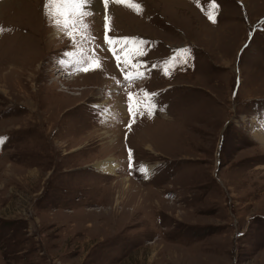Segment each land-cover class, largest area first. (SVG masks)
Masks as SVG:
<instances>
[{
  "label": "rangeland",
  "instance_id": "rangeland-1",
  "mask_svg": "<svg viewBox=\"0 0 264 264\" xmlns=\"http://www.w3.org/2000/svg\"><path fill=\"white\" fill-rule=\"evenodd\" d=\"M44 3L0 0V264H264V0Z\"/></svg>",
  "mask_w": 264,
  "mask_h": 264
},
{
  "label": "snow or ice",
  "instance_id": "snow-or-ice-1",
  "mask_svg": "<svg viewBox=\"0 0 264 264\" xmlns=\"http://www.w3.org/2000/svg\"><path fill=\"white\" fill-rule=\"evenodd\" d=\"M100 3H102L104 9H105V40L107 41L108 36L107 33L110 30L108 28V16H107V10L109 4L115 3V4H127L128 0H100ZM92 0H45L44 3V9H45V15L47 18H49L55 25L62 26L63 29H67L69 27L68 20L71 17L74 16H88L91 15L90 11H82L85 7V5H91ZM52 6L51 8L49 6ZM135 8L137 10H140V5L136 4ZM68 10L67 12L65 10ZM209 19H213V17L209 16ZM87 27V25H85ZM71 35V33H69ZM119 39H129V38H119ZM186 51V50H181ZM184 63H187V59H183ZM119 66V64H118ZM154 67V66H153ZM90 70H94L91 68H84L83 71L87 72ZM141 76L144 75V73H140ZM127 78V77H126ZM152 95H156L153 93ZM132 94L129 93L128 99L131 100ZM129 113L131 114V105H129ZM129 167L132 168V154L129 153Z\"/></svg>",
  "mask_w": 264,
  "mask_h": 264
},
{
  "label": "bare ground",
  "instance_id": "bare-ground-1",
  "mask_svg": "<svg viewBox=\"0 0 264 264\" xmlns=\"http://www.w3.org/2000/svg\"><path fill=\"white\" fill-rule=\"evenodd\" d=\"M97 6H98V3H96V0H92V4L91 5H85L84 8H88V9L93 8V7L97 8ZM111 7L112 6H110V5L108 6V8H110V9H111ZM101 9H102V5H101ZM56 34H58V33L56 32ZM64 74H62V75H64ZM71 79H74V77H71ZM135 79H137V78H135ZM263 145H264V143H263ZM96 165H97L98 169H100V170H104L108 173H113V171L117 167V162H115L114 159L110 160V158H107L105 160H101V161L97 162ZM151 167H152L151 165L147 166L145 171H150Z\"/></svg>",
  "mask_w": 264,
  "mask_h": 264
}]
</instances>
